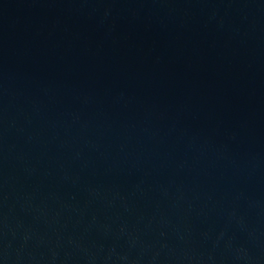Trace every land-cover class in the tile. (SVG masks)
Here are the masks:
<instances>
[{"label":"water","instance_id":"95a60500","mask_svg":"<svg viewBox=\"0 0 264 264\" xmlns=\"http://www.w3.org/2000/svg\"><path fill=\"white\" fill-rule=\"evenodd\" d=\"M0 264H264V0H0Z\"/></svg>","mask_w":264,"mask_h":264}]
</instances>
